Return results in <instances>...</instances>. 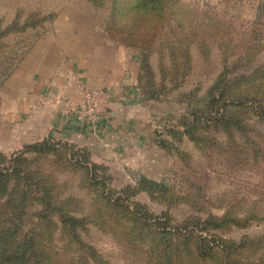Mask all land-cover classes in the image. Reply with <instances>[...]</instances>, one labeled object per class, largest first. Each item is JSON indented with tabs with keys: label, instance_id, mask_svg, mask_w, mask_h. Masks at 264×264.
<instances>
[{
	"label": "rangeland",
	"instance_id": "1",
	"mask_svg": "<svg viewBox=\"0 0 264 264\" xmlns=\"http://www.w3.org/2000/svg\"><path fill=\"white\" fill-rule=\"evenodd\" d=\"M112 12L110 0H0V110L37 40L64 25L86 38L103 29L126 50L138 86L142 75L162 93L138 90L152 145L123 155L138 159L96 160L54 139L21 153V175L2 180L16 192L0 193L7 232L18 228L42 264H264V0H166L158 38L137 47L111 38ZM172 27L192 56L178 72L164 42ZM183 225L188 235L176 240Z\"/></svg>",
	"mask_w": 264,
	"mask_h": 264
},
{
	"label": "crops",
	"instance_id": "2",
	"mask_svg": "<svg viewBox=\"0 0 264 264\" xmlns=\"http://www.w3.org/2000/svg\"><path fill=\"white\" fill-rule=\"evenodd\" d=\"M93 33L87 39L64 25L55 35L37 40L12 78L18 89L5 90L0 152L54 139L80 143L96 160L133 161L138 157L123 156L128 146L141 140L152 145L150 113L128 72L126 50L103 29ZM87 91L97 99L96 121L79 117Z\"/></svg>",
	"mask_w": 264,
	"mask_h": 264
},
{
	"label": "trees",
	"instance_id": "3",
	"mask_svg": "<svg viewBox=\"0 0 264 264\" xmlns=\"http://www.w3.org/2000/svg\"><path fill=\"white\" fill-rule=\"evenodd\" d=\"M104 1V0H103ZM113 4V12L110 14V18L108 20V32L111 36V38H115L118 41L124 42L127 45L131 46H143V45H149L155 41L156 38H158V35L160 34V26L162 27V24H160L161 17L163 15L161 13H164V9L166 6V0H110ZM121 6L124 7L126 10L124 12V18L121 21L120 25L118 27L110 28V26L116 22L117 15H116V9ZM130 14V16H129ZM129 16V17H128ZM178 27H182V23L177 25ZM178 27H172V30H174V35L170 38H166L164 42H171L172 44H167V48L170 51L171 56L174 58L175 62L173 63L174 71L178 72L179 69L185 65V63H189L192 59V56L189 51L186 49V45L184 43V39L180 36L179 32H176ZM181 30V29H180ZM179 44V45H175ZM166 44L163 46L165 47ZM144 57H147L148 54H142ZM144 59H142L143 63ZM146 68V72H150L151 70L146 62L145 65L142 66V69ZM165 73L162 74L163 81H165L167 78L164 76ZM140 76V74H139ZM143 76L140 77V84L137 87L138 89H141V91L146 95L147 98L153 99V98H159L161 96V92H158L154 86V81L151 78L150 83L151 86L148 88V86H145V84L142 82ZM223 95V93H220V97ZM213 99H216V96L213 97ZM219 102V98H218ZM232 103H240L245 104L243 101L237 100L233 101ZM260 110L262 113H264V104L260 107ZM220 108H218V111L216 112V117L214 118L213 125L217 126L218 123H221V116H220ZM191 123L186 122L187 125ZM52 139H44L41 141H36L34 143L26 144L22 148L14 150L10 158L5 155L4 152H0V186L3 185V179L4 178H11L13 174L16 173V176L21 175V168H19L15 163L19 160V155L23 152H29V151H39L42 149L43 145H49V142H51ZM59 142V141H57ZM69 144L70 146L74 147L76 146L75 143L69 142V141H61ZM152 183V182H151ZM153 184H156L153 182ZM3 188L0 187V193L3 194V197L7 194L4 198L5 201H9L11 198L14 197L15 189L12 188L11 190L8 189V187L3 190ZM14 216V215H13ZM11 216L7 215V212H5L0 206V264H42L38 257V254H35L34 252L31 254H28L27 248L23 247L24 240L20 239L19 236L16 234L18 232V228H16L14 233H8V227L7 222L8 218ZM65 220V216H62ZM13 220L12 218H10ZM237 218H232L233 221H235ZM190 221V219H188ZM207 222H212L210 220H207ZM189 226H184L182 228H177L176 232L179 233L176 235V240H178L181 237H185L188 235ZM35 243L34 240H29L28 247L34 248ZM165 249V248H164ZM164 252H167L163 250ZM169 251V250H168ZM180 251V250H178ZM202 255L197 252L196 258H201Z\"/></svg>",
	"mask_w": 264,
	"mask_h": 264
},
{
	"label": "built area",
	"instance_id": "4",
	"mask_svg": "<svg viewBox=\"0 0 264 264\" xmlns=\"http://www.w3.org/2000/svg\"><path fill=\"white\" fill-rule=\"evenodd\" d=\"M97 99L93 92L87 91L84 106H82L79 111V117L84 118L86 116H90L92 121H96L98 119L97 113Z\"/></svg>",
	"mask_w": 264,
	"mask_h": 264
}]
</instances>
